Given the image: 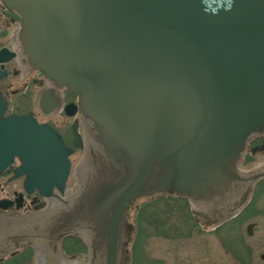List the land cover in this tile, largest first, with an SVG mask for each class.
I'll return each mask as SVG.
<instances>
[{
    "label": "water",
    "instance_id": "95a60500",
    "mask_svg": "<svg viewBox=\"0 0 264 264\" xmlns=\"http://www.w3.org/2000/svg\"><path fill=\"white\" fill-rule=\"evenodd\" d=\"M2 1L20 17L25 59L79 96L99 155L119 168L88 197L105 264H118L120 224L135 197L167 191L212 205L245 180L241 154L264 132V0ZM56 102L54 88L42 93L46 111ZM7 109L0 94V163L17 155L49 193L62 189L70 149L32 114ZM86 159L73 190L87 168L100 172ZM196 206L199 219L214 218Z\"/></svg>",
    "mask_w": 264,
    "mask_h": 264
},
{
    "label": "flooded vegetation",
    "instance_id": "af4514ba",
    "mask_svg": "<svg viewBox=\"0 0 264 264\" xmlns=\"http://www.w3.org/2000/svg\"><path fill=\"white\" fill-rule=\"evenodd\" d=\"M19 25V16L0 0V57L4 59V63L0 64V94L8 103L7 115L33 113L39 122L50 124L61 134L73 150L68 179L74 170L73 156L81 149L87 152L86 167L91 161L95 167L100 168V172L95 176L85 167L83 181L79 179L77 189L71 191L67 179L63 192L54 187L53 192L49 194L48 189L41 190L38 186L28 183V174L23 170L22 161L17 156L14 157L8 168L0 172V264H105L106 237L91 216L88 197L99 184H106L110 179L117 180L119 168H114L111 161L99 155L98 146L90 135L91 123L82 114L76 94L65 87L56 88L55 90L59 91H55L58 98L55 107L48 112L40 107V95L46 88L52 87L44 75L22 59L18 46H12L18 43ZM12 52L14 55L9 57ZM32 71H37L40 77L31 76L30 93L27 89L21 92L17 87L18 77ZM35 85L41 89L37 94L33 89ZM62 89L66 90L65 95L59 94ZM35 94L36 102L33 101ZM68 103L75 105V112L71 116L66 113ZM65 122L68 128L64 126ZM76 123L82 135L80 148L75 145L73 125ZM89 137L92 140H89ZM263 161L264 133H260L249 138L241 155L239 169L247 179L243 183L244 186L236 187L227 199L209 206L214 218L206 222L213 224L214 230L220 229L234 214L219 220L221 216L234 212L245 204L244 209L251 207L248 216L243 217L245 221L248 220L246 233L250 237L255 235L257 228L261 226L260 216L264 213ZM243 167L248 169H242ZM138 198L128 204L120 225L118 264H122L123 259L128 257L129 243H132V240L137 242V235L133 236L135 225L130 218L132 203ZM139 209V205H136L135 210ZM242 225L238 229L240 232H243ZM236 239L244 241L245 245L242 248L232 243L235 264H264V250L258 251L259 244L261 249L264 248V241L254 246L252 242L247 245L245 236ZM224 246H227L226 251L230 252L229 245Z\"/></svg>",
    "mask_w": 264,
    "mask_h": 264
},
{
    "label": "rangeland",
    "instance_id": "374dc122",
    "mask_svg": "<svg viewBox=\"0 0 264 264\" xmlns=\"http://www.w3.org/2000/svg\"><path fill=\"white\" fill-rule=\"evenodd\" d=\"M31 76L40 77L37 71L21 74L17 80L18 90L21 92L28 90L30 93ZM33 89L36 94L41 91L36 85ZM65 92L66 90L62 89L59 94L65 95ZM36 94L33 96L35 102ZM64 126L68 128L67 122ZM85 153L86 151L81 149L73 156L74 170L68 183L71 191L73 190L74 173ZM242 169L248 168L243 167ZM151 196L155 198L151 199L152 197L146 196L132 203L131 221L135 225L133 236L137 235V242L134 246V253L133 240L129 245V264H235L236 258L232 254V243L242 248L245 245L244 241H238L236 238L245 236L247 245L252 242L254 246L264 241V213L260 216L261 226L257 228L255 235L250 237L246 233L248 220L245 221L243 217L248 216L251 207L243 211L244 214L238 216V219L233 217L220 229L214 230L213 224L210 223L207 227V222L198 218L197 206L189 198L158 194ZM136 205H139L141 209L135 210ZM242 222H244L243 225ZM241 225L243 232L238 231ZM230 237L235 239L230 240ZM227 244L230 252H227V246H224ZM263 250L264 248L261 249L259 244L258 251Z\"/></svg>",
    "mask_w": 264,
    "mask_h": 264
},
{
    "label": "bare ground",
    "instance_id": "6f19581e",
    "mask_svg": "<svg viewBox=\"0 0 264 264\" xmlns=\"http://www.w3.org/2000/svg\"><path fill=\"white\" fill-rule=\"evenodd\" d=\"M17 37H18V43H16V45L15 44H13L12 46L15 48L16 46H18V48H19V50H20V56L22 57V59L23 60H25V62L27 63V64H30L29 63V61L28 60H26L25 59V52H24V49H23V46H22V43H21V39H20V36H19V34L17 35ZM18 48H17V51H18V55H19V50H18ZM39 73L40 74H42V75H45L42 71H39ZM45 77V76H44ZM47 80H48V82H50L49 83V85L53 88V86L52 85H54L47 77H45ZM55 86V85H54ZM56 92H58L59 91V89H58V91L57 90H55ZM60 93V92H59ZM76 114H77V112H76ZM75 114V115H76ZM82 144V143H81ZM82 146V145H81ZM262 163H264V161L262 162ZM69 175V174H68ZM69 180V179H68Z\"/></svg>",
    "mask_w": 264,
    "mask_h": 264
}]
</instances>
